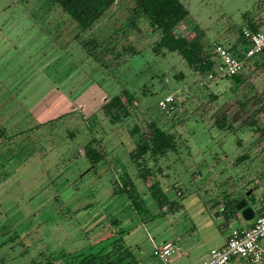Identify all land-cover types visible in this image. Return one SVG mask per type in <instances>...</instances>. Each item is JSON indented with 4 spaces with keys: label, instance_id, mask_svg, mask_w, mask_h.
<instances>
[{
    "label": "rangeland",
    "instance_id": "rangeland-1",
    "mask_svg": "<svg viewBox=\"0 0 264 264\" xmlns=\"http://www.w3.org/2000/svg\"><path fill=\"white\" fill-rule=\"evenodd\" d=\"M181 1L189 18L173 31L187 41L197 25L206 43L227 47L250 15L264 17V0ZM132 5L122 0L92 31L73 37L74 23L50 0H0V264H66L75 252L118 237L130 249V264H161L153 249L167 241L178 247L169 264H199L232 228L253 221L239 210L232 216L224 211L219 201L225 194L243 195L254 216L264 210V153L256 137L264 113L249 124L250 95L258 93L264 103V50L252 57L256 71L254 65L242 70L241 92L230 78L209 80L191 70L178 52L154 53L159 33L148 19L139 20L140 30L126 28ZM121 28L116 48L129 42L137 54L107 69L86 59L89 39L105 40ZM116 94L129 115L112 123L98 102ZM168 94L178 106L173 113L158 107ZM58 95L71 101L67 110L75 109L74 115L36 125L39 102L50 103L51 117L58 113ZM89 110L96 118L83 119ZM151 122L172 135L174 148L157 160L146 154L151 172L142 178L129 157L137 139L130 131L135 125L149 131ZM93 138L105 153L95 165L83 152ZM245 152L248 157L237 160ZM125 168L146 215L135 212L120 190ZM155 183L179 206L160 210L149 191Z\"/></svg>",
    "mask_w": 264,
    "mask_h": 264
},
{
    "label": "trees",
    "instance_id": "trees-1",
    "mask_svg": "<svg viewBox=\"0 0 264 264\" xmlns=\"http://www.w3.org/2000/svg\"><path fill=\"white\" fill-rule=\"evenodd\" d=\"M54 4H57L61 9L68 14L75 22L77 26L82 29L91 28L93 23L103 15V13L110 8V6L116 0H51ZM133 3L130 8L128 23L126 28L140 29L138 22L140 18L148 19V22L152 29L158 30L159 38L154 43L152 50L154 53L162 54L167 52H178L185 60L188 67L202 75H206L213 71L218 64V58L215 56L214 45L218 42H212V45L206 43L203 30L195 25V38L191 41H187L184 37L176 35L173 31L174 27L183 20H188L189 9L181 0H128ZM246 14V13H245ZM247 17V15H245ZM264 23V17L254 18L252 15L249 19H246V24L241 25L238 29L239 34L231 45H228V50L237 58L242 60L241 70L229 77L236 83H240L241 88L239 91L243 92L242 80L244 78L243 71L246 68L252 67L254 71L257 70L256 62L252 61V57H245V51L249 45L248 39L244 36L243 29H249L250 31H257ZM124 31V29H120ZM120 31H115L105 40L97 43L91 47V54L94 59L101 62L107 69L110 65L113 67H119L127 61V57L134 56L140 50L134 47L132 43H121L119 48H116L119 42L117 39ZM222 44L221 42H219ZM223 45V44H222ZM212 46V47H211ZM110 53V57L106 59V55ZM125 55V57H124ZM122 56V57H121ZM249 101L251 106L254 107L253 118H249V124L257 123V117L264 113V103H261V97L258 93L250 95ZM244 105V103H242ZM177 105L170 110H163L167 113H173L177 111ZM105 116L112 123L122 121L129 115V110L126 103L119 95L111 96L102 106ZM161 110V109H160ZM96 113L90 118H96ZM64 115L50 119L43 126L47 127L56 123ZM89 118V119H90ZM221 121V127L226 125L225 117L221 114L217 118ZM264 125V124H263ZM149 131L139 132L138 127L135 125L130 131L131 134L137 135V139L134 142L135 147L129 151V157L136 164L139 175L145 178L150 174L151 169L145 164L144 156L150 154L157 160L158 157L163 156L169 149L174 148V139L172 135L160 127L157 123L151 122L149 124ZM264 129L259 126L256 131H260L256 137L259 142V149L264 153V135L262 131ZM4 131L0 129V136H3ZM240 143V142H239ZM238 143V144H239ZM84 156L90 161L92 165H95L105 156V153L100 145L96 144V140L93 138L88 141L83 147ZM248 157V153L245 152L240 155L237 160H244ZM120 190L126 193L134 211L138 214H148V209L145 206L136 184L132 180V177L126 171V168L121 172ZM156 205L160 210H172L174 207L179 206L178 203L168 200L165 196L162 188L158 183L152 184L149 189ZM180 194V192H177ZM237 192H228L225 194L220 205H223L224 211H229V215H233L237 212L235 208L236 202L244 198L243 195ZM122 232V231H121ZM120 233V232H119ZM94 243L93 246H89L86 249L75 252L70 255L66 264H130L133 261L130 249L125 243L122 242L121 237L111 240L109 243L97 246ZM99 244V243H98Z\"/></svg>",
    "mask_w": 264,
    "mask_h": 264
},
{
    "label": "built area",
    "instance_id": "built-area-1",
    "mask_svg": "<svg viewBox=\"0 0 264 264\" xmlns=\"http://www.w3.org/2000/svg\"><path fill=\"white\" fill-rule=\"evenodd\" d=\"M249 45L245 57L254 56L264 50V23L257 31L243 29ZM215 56L218 64L213 71L207 74L209 80L226 78L241 70L242 60L235 57L226 46L215 43ZM175 98L168 94L158 101L161 110H170L174 107ZM264 210L256 216L249 226L232 228L226 241L209 249L207 256L200 264H227L232 259H240L243 264H264ZM176 251V245L167 241L153 249V254L161 264H169L170 256Z\"/></svg>",
    "mask_w": 264,
    "mask_h": 264
},
{
    "label": "crops",
    "instance_id": "crops-1",
    "mask_svg": "<svg viewBox=\"0 0 264 264\" xmlns=\"http://www.w3.org/2000/svg\"><path fill=\"white\" fill-rule=\"evenodd\" d=\"M51 1V0H50ZM122 2V0H116L111 6H113V5H115V6H117L118 4H120ZM51 3H52V5H53V7H56V8H59V10L62 12V13H64V14H66L62 9H61V7L59 6V5H57V4H54L52 1H51ZM110 6V7H111ZM114 8V7H113ZM108 9H110V8H108ZM107 9V10H108ZM105 13V12H104ZM103 13V14H104ZM67 16H69L68 14H66ZM69 18H70V21L71 22H73L74 23V29L76 30V32H74V35H73V37H78V36H80V33L81 32H85V31H92V29L95 27V25L97 24L96 22L100 19V17L93 23V25L91 26V28H88V29H85V30H82V29H80L78 26H77V23L75 22V20H73L70 16H69ZM68 19V18H67ZM143 18H140V20H142ZM103 20H107V19H103ZM63 19L62 20H60V23H63ZM138 25H139V28L141 29V26H140V24H139V22H138ZM139 29V30H140ZM134 30V29H133ZM136 30H138V29H136ZM121 32L122 31H120L119 32V34H121ZM112 33H114V32H112ZM111 33V34H112ZM110 34V35H111ZM118 34V35H119ZM110 35H108V36H110ZM107 36V37H108ZM117 38H119V37H117ZM120 40V39H119ZM103 41V40H102ZM102 41H96V40H94V39H89L88 40V42H89V46H86L85 48H83V50H84V54H86V59H93L96 63H98L102 68H104L105 69V67H104V65H102L101 64V62H98V61H96L95 59H94V57L92 56V54H91V47H93V46H95L97 43H100V42H102ZM18 47L16 46V45H14L13 46V50H16ZM109 98V97H108ZM103 99H105L106 101L108 100L107 99V97H104ZM103 99L100 101V102H98V107H99V105H100V107L106 102V101H103ZM54 101H53V105L54 106H57L58 107V113L57 114H55V115H53V116H51V117H49V114H47V112H46V109L47 108H49V102L47 103V102H39V104H38V106L36 107V109H35V113H34V116H36V117H38V118H41V120L40 121H37V123H36V125H41L42 123H45L46 121H48V120H50V119H53V118H56V117H58V116H61V115H64L63 116V118H67V117H72L73 115H74V113H75V109L74 110H67V109H69V106H70V104H71V101L70 100H68L64 95H63V97H60V95H58V97H54V99H53ZM97 109V108H96ZM95 109V110H96ZM95 110H89L88 111V114H86V113H84V116H82L83 117V119H89L93 114H95ZM56 113V112H55ZM66 116V117H65ZM247 225H249V223L247 224ZM244 226V225H243ZM227 237H228V234H227V236H226V238L225 239H223V240H221L220 242H219V244L217 245V246H220V245H222L225 241H226V239H227ZM263 244H264V240H263ZM176 245V244H175ZM212 248V247H211ZM178 250V247H177V245H176V251ZM180 256V253H178L177 255H176V257H179ZM207 255H205L204 257H202V260L206 257ZM201 260V261H202ZM170 261H171V259H170ZM200 261V262H201ZM241 260L240 259H232L231 261H229L227 264H239V263H241L240 262ZM200 264V263H199ZM242 264H243V262H242Z\"/></svg>",
    "mask_w": 264,
    "mask_h": 264
},
{
    "label": "water",
    "instance_id": "water-1",
    "mask_svg": "<svg viewBox=\"0 0 264 264\" xmlns=\"http://www.w3.org/2000/svg\"><path fill=\"white\" fill-rule=\"evenodd\" d=\"M251 190L252 189L246 191V194H250ZM235 208L240 211L241 217L246 221H249L254 216V210L252 209V207L248 206L246 198L239 199L235 204Z\"/></svg>",
    "mask_w": 264,
    "mask_h": 264
},
{
    "label": "flooded vegetation",
    "instance_id": "flooded-vegetation-1",
    "mask_svg": "<svg viewBox=\"0 0 264 264\" xmlns=\"http://www.w3.org/2000/svg\"><path fill=\"white\" fill-rule=\"evenodd\" d=\"M264 205V204H263Z\"/></svg>",
    "mask_w": 264,
    "mask_h": 264
}]
</instances>
